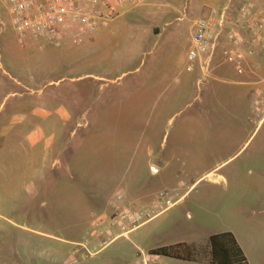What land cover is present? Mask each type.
I'll list each match as a JSON object with an SVG mask.
<instances>
[{
  "label": "rangeland",
  "instance_id": "1",
  "mask_svg": "<svg viewBox=\"0 0 264 264\" xmlns=\"http://www.w3.org/2000/svg\"><path fill=\"white\" fill-rule=\"evenodd\" d=\"M230 1L146 0L52 42L0 0V264H128L180 241L206 260L160 264H210L225 231L264 264V53L242 74L219 51L202 83L185 55L194 20Z\"/></svg>",
  "mask_w": 264,
  "mask_h": 264
},
{
  "label": "built area",
  "instance_id": "2",
  "mask_svg": "<svg viewBox=\"0 0 264 264\" xmlns=\"http://www.w3.org/2000/svg\"><path fill=\"white\" fill-rule=\"evenodd\" d=\"M11 13L13 25L21 36L60 41L66 31L94 32L109 24L127 8L146 0H3ZM79 35V32L77 33ZM257 48L264 53V2L230 1L213 8L194 20L189 45L188 70L199 69L202 77L213 74L219 51L225 61L232 62L239 73L251 68L245 63L246 54ZM253 69H251L252 71ZM258 82L264 83V78ZM256 108L264 110V85L257 91ZM170 204V200H168ZM134 228L145 223L143 212L129 213ZM106 244L108 241H104ZM158 254L142 253L128 264H160Z\"/></svg>",
  "mask_w": 264,
  "mask_h": 264
},
{
  "label": "trees",
  "instance_id": "3",
  "mask_svg": "<svg viewBox=\"0 0 264 264\" xmlns=\"http://www.w3.org/2000/svg\"><path fill=\"white\" fill-rule=\"evenodd\" d=\"M209 245L211 253L210 264H250L243 248L231 231L211 234ZM149 252L184 260H198L201 262L206 260L203 257L198 258L195 245L187 241L155 247Z\"/></svg>",
  "mask_w": 264,
  "mask_h": 264
},
{
  "label": "crops",
  "instance_id": "4",
  "mask_svg": "<svg viewBox=\"0 0 264 264\" xmlns=\"http://www.w3.org/2000/svg\"><path fill=\"white\" fill-rule=\"evenodd\" d=\"M141 4H143V3H141ZM140 5V4H139ZM136 6H138V5H136ZM0 21H1V19H0ZM113 25H119V21L118 22H116L115 21V19H114V24ZM191 39H192V36H191ZM191 43V42H190ZM190 45V44H189ZM188 53H189V47H188V50L185 52V55H186V57H188ZM189 59V58H188ZM189 64V63H188ZM188 64H187V66H188ZM156 68V67H155ZM163 78L164 79H167V78H169V76H170V74H171V72H173L174 71V68H175V64L174 63H166L163 67ZM190 71V70H189ZM194 71V70H193ZM250 72H252V71H247L246 73H250ZM245 74V73H244ZM48 116V114L47 113H45V114H43V116L42 117H47ZM39 129V130H38ZM38 131L37 130H35L36 132H39V133H41V132H44V130H43V128H42V125L40 126V127H38ZM56 130V129H55ZM56 137V136H55ZM174 243H176V242H174ZM169 244H173V243H169ZM165 245H168V244H165ZM161 246H163V245H161ZM159 247V246H158ZM245 253V252H244ZM245 255H246V257H247V260H248V262L250 263V264H252L251 262H250V260H249V258H248V256H247V254L245 253ZM170 257V256H169ZM172 258H175V257H172ZM177 259H180V258H177ZM182 260H184V259H182ZM185 261H198V260H185ZM198 262H201V261H198Z\"/></svg>",
  "mask_w": 264,
  "mask_h": 264
},
{
  "label": "water",
  "instance_id": "5",
  "mask_svg": "<svg viewBox=\"0 0 264 264\" xmlns=\"http://www.w3.org/2000/svg\"><path fill=\"white\" fill-rule=\"evenodd\" d=\"M155 167H156V166H155ZM141 253H142V251H141V252H139V253H138V255H140Z\"/></svg>",
  "mask_w": 264,
  "mask_h": 264
}]
</instances>
